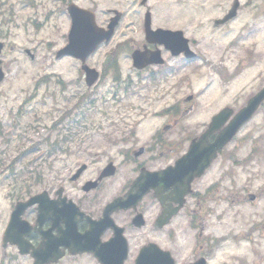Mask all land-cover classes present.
<instances>
[{
  "label": "flooded vegetation",
  "instance_id": "af4514ba",
  "mask_svg": "<svg viewBox=\"0 0 264 264\" xmlns=\"http://www.w3.org/2000/svg\"><path fill=\"white\" fill-rule=\"evenodd\" d=\"M235 2L221 7L217 19ZM238 4V13H252L249 31L254 32L257 24L264 23V0H239ZM234 45L229 43L226 49ZM191 47L200 57L197 40L191 38ZM260 51L258 43L246 46L241 57L254 62ZM176 57L185 64L196 58ZM226 62L219 59L224 87L215 95V113L225 107L235 112L250 96L240 103L239 89L231 87L240 72ZM224 92L229 96L224 97ZM186 109L169 107L163 122L152 130L146 128L149 131L142 143L136 131L122 138H81L79 122L60 123L59 136L49 138L51 146L47 144L43 156L40 185L13 187L11 201L0 208V264H104L99 257L104 247L106 264H224L219 235L225 210L234 203L256 205L254 215L261 221L252 222L246 234L252 237L257 225L264 227V184L253 189L258 173L249 171V184L243 185L235 170L239 161L226 172L224 148L201 175L190 179L178 161L209 124L199 128L185 122L182 112ZM219 132L207 140L213 142ZM126 145L144 150L136 154L137 148ZM256 153L253 162L257 163ZM82 155L92 160L79 173ZM172 172L177 176L174 180L165 174ZM151 173L155 175L150 180L141 181ZM95 181L97 186L86 188ZM138 182L137 188L134 184ZM117 198L128 199L123 204L129 206L108 210ZM30 200L34 202L22 207Z\"/></svg>",
  "mask_w": 264,
  "mask_h": 264
},
{
  "label": "rangeland",
  "instance_id": "374dc122",
  "mask_svg": "<svg viewBox=\"0 0 264 264\" xmlns=\"http://www.w3.org/2000/svg\"><path fill=\"white\" fill-rule=\"evenodd\" d=\"M70 1L94 9L101 24L108 23L112 15L107 10L110 7H120L127 12L113 38L87 60L101 72L100 79L91 88L85 83L78 60L69 56L56 57V51L67 42L71 26L65 10ZM230 1L151 0L153 26L185 29L190 38H196L200 57L185 64L162 47L166 58L163 66L138 70L133 66L131 53L145 42L146 9L140 6L141 0H0L1 40L7 44L3 54L6 77L0 85V203H3L0 208L8 203L4 186L12 181L5 167L10 166L17 173L28 169L32 173H25L27 176L37 175L40 179V153L21 158L19 151L50 135L53 122L66 111L89 126V133L81 136L92 137L93 125L97 138L118 137L119 130L128 133L135 124L140 135H147L149 130L146 128L152 130L165 120L164 111L168 106L176 103L183 106L187 104L186 96L194 94L198 108L186 122L201 128L205 119L213 115L208 103L210 94L215 90L223 91L219 59H227L228 67L233 70L242 58V50L246 46L255 47L256 43L262 50L257 52L259 59L240 65V73L231 87L239 89L242 103L245 96L263 85L264 23L257 24L254 32L249 31L252 13L243 12L226 27L217 29L214 25L221 7ZM232 42L235 45L226 49ZM119 43L123 44L119 46ZM11 46L13 50H10ZM113 51L118 55L115 67L108 65ZM190 67L191 74L186 72ZM45 76L48 77L42 78ZM58 77L63 85L57 82ZM229 94L224 92V97ZM100 123L107 128L97 130ZM58 133L56 129L52 134L58 137ZM24 137L29 139L21 143ZM254 147H257V163L245 162L248 155L254 156ZM224 154L226 171L232 169L233 160H240L235 170L240 173L239 180L243 185L249 184L246 178L249 170L258 173L253 179V189L264 184L263 111L247 123L239 139L230 144ZM35 158H38L37 162L31 165ZM255 167L258 171H254ZM255 208L234 203L225 210V231L232 228L234 234L240 232V237H234L235 243H227L224 250L250 251L256 264H264V227H256L252 241L243 238L252 222L261 221L259 215H254Z\"/></svg>",
  "mask_w": 264,
  "mask_h": 264
},
{
  "label": "water",
  "instance_id": "95a60500",
  "mask_svg": "<svg viewBox=\"0 0 264 264\" xmlns=\"http://www.w3.org/2000/svg\"><path fill=\"white\" fill-rule=\"evenodd\" d=\"M70 14L72 17V27L69 35V43L59 51V55L62 54H72L76 57L81 58L83 61L86 60L87 56L94 51L97 46L104 40L110 39L112 36L115 26L120 19V13L112 18L108 29L100 27L96 22V15L86 9H82L74 4L69 7ZM233 13L228 15L230 17ZM227 17V18H228ZM150 13L147 14L146 26H147V38L149 41H159L164 42L168 48L180 49L184 47L185 41L175 32L158 29L156 31L150 28ZM155 36L157 38H155ZM3 44L0 43V52ZM179 47V48H178ZM159 51H152L148 55V51L136 50L133 54L135 64L138 67H144L152 62H161L159 59ZM87 71V80L92 83L96 78L98 73L94 69H90L87 65L83 66ZM4 73L0 68V81L2 80ZM264 98V89L258 93L241 112H239L232 120L229 128L226 132L221 133L217 142L212 148L222 147L227 140H229L236 130L241 126V124L247 120L252 113L255 111L258 103ZM230 113L227 111L222 112L217 118H221V122L225 120ZM216 118V119H217ZM216 119L214 122H216Z\"/></svg>",
  "mask_w": 264,
  "mask_h": 264
}]
</instances>
